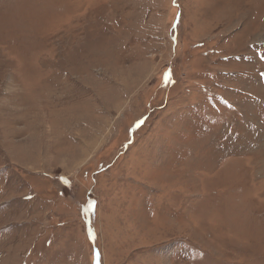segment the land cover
<instances>
[{
  "label": "rangeland",
  "instance_id": "rangeland-1",
  "mask_svg": "<svg viewBox=\"0 0 264 264\" xmlns=\"http://www.w3.org/2000/svg\"><path fill=\"white\" fill-rule=\"evenodd\" d=\"M0 264H264V0H0Z\"/></svg>",
  "mask_w": 264,
  "mask_h": 264
}]
</instances>
